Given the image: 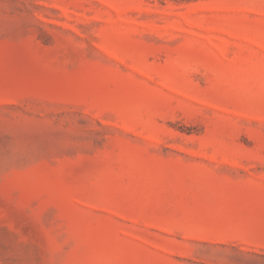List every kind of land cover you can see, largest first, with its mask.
Listing matches in <instances>:
<instances>
[{
  "label": "rangeland",
  "instance_id": "rangeland-1",
  "mask_svg": "<svg viewBox=\"0 0 264 264\" xmlns=\"http://www.w3.org/2000/svg\"><path fill=\"white\" fill-rule=\"evenodd\" d=\"M0 264H264V0H0Z\"/></svg>",
  "mask_w": 264,
  "mask_h": 264
}]
</instances>
